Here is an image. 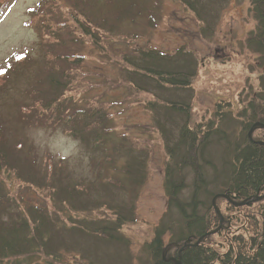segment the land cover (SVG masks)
<instances>
[{"label": "rangeland", "instance_id": "1", "mask_svg": "<svg viewBox=\"0 0 264 264\" xmlns=\"http://www.w3.org/2000/svg\"><path fill=\"white\" fill-rule=\"evenodd\" d=\"M247 7L248 0L224 2L215 30L205 36L202 25L180 0H87L85 4L82 0H10L0 14V129L4 150L11 163L16 162L13 171L0 166V192L12 201L8 214L23 213L28 218L27 208L39 206L56 213L60 225L70 228L67 216L74 212L60 207L53 194L63 182L73 187L93 183L97 187L92 195L132 207L135 219L122 231L133 255L139 254L166 210V153L145 108L151 95L129 85L123 56L142 48L169 54L178 48L192 52L197 72L192 93L186 94L191 124L210 119L218 102L230 103L235 110L260 90L262 74L257 56L244 44L253 27ZM122 9L128 18L118 23ZM31 10L42 14L29 25ZM48 13L63 28L58 45L42 44L35 30ZM103 20L116 29L96 32L100 48L83 36L80 25ZM51 76L58 77V86ZM78 111L93 114L92 122L104 116L102 135L81 141L66 131V121ZM139 161L144 179L134 196L124 172L127 163ZM16 172H31L38 183L28 185ZM112 182L115 187L108 185ZM85 215L111 217L102 209ZM45 253L41 248L28 262L79 264L80 258L72 252L51 258Z\"/></svg>", "mask_w": 264, "mask_h": 264}, {"label": "trees", "instance_id": "2", "mask_svg": "<svg viewBox=\"0 0 264 264\" xmlns=\"http://www.w3.org/2000/svg\"><path fill=\"white\" fill-rule=\"evenodd\" d=\"M86 1L82 0L84 4ZM227 1L180 0L202 25L205 36L215 30L218 12ZM9 3L0 0V14ZM125 10L120 11L118 23L128 18ZM30 13L28 24L32 25L42 13ZM247 15L253 27L244 44L257 56L262 70L260 90L247 96L235 110L230 109V103L218 102L212 117L198 124H191L190 97L186 96L192 93L197 72L192 52L178 48L169 54L142 48L132 56H123L129 67L125 71L129 85L151 95L145 108L151 113L166 153V210L139 254L133 255L131 242L122 231L135 219L132 207L92 195L96 184L73 187L63 182L53 195L60 207L68 206L74 212L67 216L70 228L60 225L56 213L39 206L27 208L28 218L23 213L8 214L12 201L6 192H0V262L9 259L6 264H39L28 259L43 248L50 258L75 253L79 264H264V198L253 201L264 196V146L258 144L264 142V129L255 127L248 137L255 124L264 125V0H248ZM39 28L35 30L42 44H59L63 28L52 13L45 15ZM106 28L112 32L116 25H107L105 20L92 26L90 22L80 25L83 36L100 48L96 32ZM49 78L53 85H59L58 77ZM92 116L83 111L72 113L66 131L81 141L92 134L102 135L100 125L105 117L92 122ZM15 164L4 150L0 129V166H10L13 171ZM16 173L28 185L38 183L31 172ZM124 174L128 191L136 196L144 179L143 162L127 163ZM108 185L116 186L113 182ZM216 196H220L215 205L222 221L212 205ZM99 209L109 211L111 217H86Z\"/></svg>", "mask_w": 264, "mask_h": 264}, {"label": "water", "instance_id": "3", "mask_svg": "<svg viewBox=\"0 0 264 264\" xmlns=\"http://www.w3.org/2000/svg\"><path fill=\"white\" fill-rule=\"evenodd\" d=\"M255 127H259V128H261V129H264V125L259 124V123L255 124V125L253 126V128H252V129L249 131V133H248V137H249V138H251V134H252L253 129H254ZM258 144L264 146V142H258ZM218 197H220V196H216L215 198H213V200H212V205H213V207H214V209H215L217 215L219 216L220 220L222 221V217H221V215H220V212H219V210L216 208V205H215V201H216V199H217ZM223 197H224V196H223ZM225 198H226V197H225ZM261 198H264V196H262V197H256L254 201H259ZM241 205H242V203L239 204V206H241ZM207 235H209V234H207ZM200 240H201V239H199V240L197 241L196 244H198V242H199ZM186 247H187V246H186ZM178 264H180V262H178Z\"/></svg>", "mask_w": 264, "mask_h": 264}]
</instances>
